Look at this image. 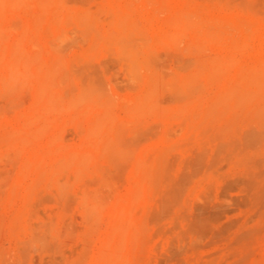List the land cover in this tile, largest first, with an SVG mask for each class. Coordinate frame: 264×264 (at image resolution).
<instances>
[{
    "label": "rangeland",
    "instance_id": "obj_1",
    "mask_svg": "<svg viewBox=\"0 0 264 264\" xmlns=\"http://www.w3.org/2000/svg\"><path fill=\"white\" fill-rule=\"evenodd\" d=\"M0 264H264V0H0Z\"/></svg>",
    "mask_w": 264,
    "mask_h": 264
},
{
    "label": "bare ground",
    "instance_id": "obj_2",
    "mask_svg": "<svg viewBox=\"0 0 264 264\" xmlns=\"http://www.w3.org/2000/svg\"><path fill=\"white\" fill-rule=\"evenodd\" d=\"M163 9H164V8H163ZM193 15H194V14H193ZM187 18H188V16H187ZM9 25H10V24H9ZM211 27H212V26H211ZM7 28H8V27H7ZM5 29H6V28H5ZM247 29H248V28H247ZM79 30H81V29H79ZM68 32H69V31H68ZM80 32H81V31H80ZM59 33H60V31H59ZM59 33H58V34H59ZM58 36H59V35L56 34V39L58 38ZM67 36H68V35H67ZM59 38L64 39V37L62 38L61 35H60ZM66 38H67V37H66ZM51 39H52V38H51ZM69 39H70V38H69ZM58 40H59V39H58ZM33 43H34V42H33ZM33 43H32V44H33ZM50 43H51V40H50ZM53 43H54V40H53ZM62 43H64V42H62ZM32 44H31V45H32ZM35 44H36V42H35ZM61 45H62V44H61ZM36 47H37V46H36ZM30 48H31V47H30ZM54 48H55V46H54ZM49 49H50V48H49ZM62 51H63V50H62ZM62 51L60 50V52H62ZM56 52H57V50H56ZM59 54H60V53H59ZM157 54H158V53H157ZM60 56H61V55H60ZM191 59H192V58H191ZM36 60H37V59H36ZM133 62H134V61H133ZM2 64H3V63H2ZM146 66H147V65H146ZM160 74H161V73H160ZM57 75H58V74H57ZM53 76H54V75H53ZM57 77H58V76H57ZM10 79H11V78H10ZM193 83H194V82H193ZM153 85H154V84H153ZM192 85H194V84H192ZM192 85H191V87H192ZM160 86H161V85H160ZM185 88H187V87H185ZM188 88H189V86H188ZM188 88H187V89H188ZM89 96H90V95H89ZM51 98H52V97H51ZM80 98H81V97H80ZM84 98H85V97H84ZM84 98H83V99H84ZM81 99H82V98H81ZM89 99H90V98H89ZM50 101H51V100H50ZM56 101H57V100H56ZM83 101H84V100H83ZM127 101H128V100H127ZM106 102H107V101H106ZM138 102H139V101H138ZM155 102H156V101H155ZM108 103H109V102H108ZM153 103H154V102H153ZM156 103H157V102H156ZM79 104H81L80 101H79ZM150 104H151V103H150ZM77 105H78V104H77ZM140 105H141V104H140ZM88 106H89V105H88ZM53 107H54V106H53ZM97 115H98V114H97ZM40 129H41V128H40ZM40 129H39V130H40ZM41 130H42V129H41ZM132 131H133V130H132ZM81 133H82V132H81ZM35 138H36V137H35ZM111 144H112V143H111ZM103 150H104V149H103ZM61 159H62V158H61ZM58 162H59V161H58ZM130 208H131V207H130ZM122 214H123V213H122Z\"/></svg>",
    "mask_w": 264,
    "mask_h": 264
}]
</instances>
